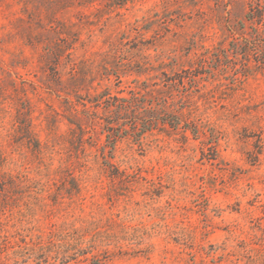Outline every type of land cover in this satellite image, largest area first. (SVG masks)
Returning <instances> with one entry per match:
<instances>
[{
	"label": "rangeland",
	"instance_id": "rangeland-1",
	"mask_svg": "<svg viewBox=\"0 0 264 264\" xmlns=\"http://www.w3.org/2000/svg\"><path fill=\"white\" fill-rule=\"evenodd\" d=\"M264 264V0H0V264Z\"/></svg>",
	"mask_w": 264,
	"mask_h": 264
},
{
	"label": "trees",
	"instance_id": "trees-1",
	"mask_svg": "<svg viewBox=\"0 0 264 264\" xmlns=\"http://www.w3.org/2000/svg\"><path fill=\"white\" fill-rule=\"evenodd\" d=\"M101 263V261H98V263H96V264H100Z\"/></svg>",
	"mask_w": 264,
	"mask_h": 264
}]
</instances>
